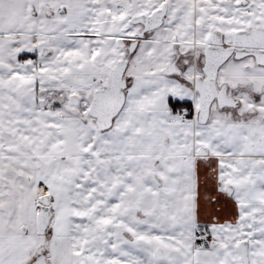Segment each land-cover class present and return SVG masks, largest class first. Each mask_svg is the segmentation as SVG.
I'll return each mask as SVG.
<instances>
[{"label":"snow or ice","instance_id":"6c2138e0","mask_svg":"<svg viewBox=\"0 0 264 264\" xmlns=\"http://www.w3.org/2000/svg\"><path fill=\"white\" fill-rule=\"evenodd\" d=\"M0 264H264V0H0Z\"/></svg>","mask_w":264,"mask_h":264}]
</instances>
